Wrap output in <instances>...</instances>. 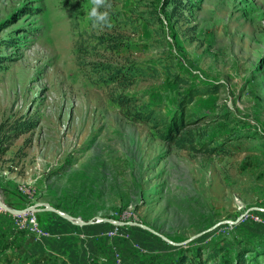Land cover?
<instances>
[{
    "label": "rangeland",
    "instance_id": "1",
    "mask_svg": "<svg viewBox=\"0 0 264 264\" xmlns=\"http://www.w3.org/2000/svg\"><path fill=\"white\" fill-rule=\"evenodd\" d=\"M187 2L173 19L164 0H110L120 14L113 30L92 27L90 0H0V125L38 123L0 159L2 200L161 235L106 221L80 226L91 253H105L98 264H175L200 248L204 257L220 251L212 263L231 264L242 245L264 249V212L255 210L264 209V0ZM116 33L125 45L112 51L99 37ZM96 62L151 68L127 94L169 116L191 88L217 87L191 110L203 142L225 141L228 155L180 150L125 119ZM71 224L50 211L0 209V241L67 239Z\"/></svg>",
    "mask_w": 264,
    "mask_h": 264
},
{
    "label": "trees",
    "instance_id": "2",
    "mask_svg": "<svg viewBox=\"0 0 264 264\" xmlns=\"http://www.w3.org/2000/svg\"><path fill=\"white\" fill-rule=\"evenodd\" d=\"M110 3V0H109ZM163 8L171 7V18L179 19L182 11L190 5L189 2L184 4V0H164ZM109 14L111 27H117L112 18L120 15L108 9H104ZM100 42L109 43L108 49L115 51L124 47L123 35L117 34L110 36H100ZM81 66V65H80ZM156 72V70L154 69ZM93 73L97 76L98 81L105 88L111 89L109 94L110 101L117 105L128 121L148 126L156 135L157 139L176 146L180 150H186L194 154L204 155L208 157L228 155L225 149V141H220L210 145L203 142L205 138L199 133V124L201 119L191 110L195 99L201 95L217 93V87L210 90H203L200 87L191 88L190 91L181 98L176 109L171 116L167 115L161 106L157 107H141L139 99L136 96L128 95L127 92L135 86L139 81L152 77V69L144 67L140 63H104L99 62L93 65ZM38 123L31 119H19L13 124L4 122L0 125V159L9 151L12 141L31 133L37 128ZM198 138L202 144L199 145ZM31 141H26L30 143ZM204 249H199L196 254L181 255L177 257L175 264H214L213 259L220 255V251L204 257ZM264 256V249L257 252L252 245H242L235 261L231 264H260L259 259Z\"/></svg>",
    "mask_w": 264,
    "mask_h": 264
},
{
    "label": "crops",
    "instance_id": "3",
    "mask_svg": "<svg viewBox=\"0 0 264 264\" xmlns=\"http://www.w3.org/2000/svg\"><path fill=\"white\" fill-rule=\"evenodd\" d=\"M134 42L138 43L136 40ZM52 206L71 214L66 208ZM77 229L81 227L71 224L70 234L73 236L67 239L52 237L30 242L26 238L19 247L13 245H18L22 239L18 242L11 238L4 239L0 241V264H98L105 259V253H91L90 241L81 237Z\"/></svg>",
    "mask_w": 264,
    "mask_h": 264
},
{
    "label": "water",
    "instance_id": "4",
    "mask_svg": "<svg viewBox=\"0 0 264 264\" xmlns=\"http://www.w3.org/2000/svg\"><path fill=\"white\" fill-rule=\"evenodd\" d=\"M42 206L44 207L43 209H39V207ZM0 209H3L7 212H10L12 213L13 215L15 216H20V215H24V214H28V213H35V212H39V211H50V212H53V213H56L58 214L59 216H61L62 218L70 221L72 224L74 225H78V226H84V225H91V224H94V223H97V222H101V221H106L110 224H113V225H117V226H136V227H139V228H142L146 231H149L153 234H156L158 236H161L158 232H156L153 228L149 227V226H146V225H143V224H140V223H137V222H118V221H115L113 219H104V218H95V219H92L88 222H85L83 221L81 218H76V217H73L72 215L68 214V213H65V212H62L61 210L55 208V207H52L51 205L49 204H38L36 206H32V207H29L27 209H24V210H14L12 208H10L1 198L0 196ZM255 210H260V211H263L264 212V209L262 208H256ZM250 213L247 212L246 214L242 215L241 217H239L236 221H225V222H222L220 223L219 225H223V224H229V225H237L238 223H240L248 214Z\"/></svg>",
    "mask_w": 264,
    "mask_h": 264
},
{
    "label": "clouds",
    "instance_id": "5",
    "mask_svg": "<svg viewBox=\"0 0 264 264\" xmlns=\"http://www.w3.org/2000/svg\"><path fill=\"white\" fill-rule=\"evenodd\" d=\"M91 10L89 12V19L93 28L97 27H111L108 12L101 11V9H108L111 7L109 0H90Z\"/></svg>",
    "mask_w": 264,
    "mask_h": 264
},
{
    "label": "built area",
    "instance_id": "6",
    "mask_svg": "<svg viewBox=\"0 0 264 264\" xmlns=\"http://www.w3.org/2000/svg\"><path fill=\"white\" fill-rule=\"evenodd\" d=\"M37 230V229H36ZM110 264V263H109Z\"/></svg>",
    "mask_w": 264,
    "mask_h": 264
},
{
    "label": "bare ground",
    "instance_id": "7",
    "mask_svg": "<svg viewBox=\"0 0 264 264\" xmlns=\"http://www.w3.org/2000/svg\"><path fill=\"white\" fill-rule=\"evenodd\" d=\"M100 222V221H99Z\"/></svg>",
    "mask_w": 264,
    "mask_h": 264
}]
</instances>
